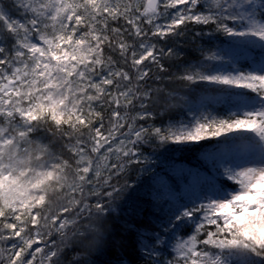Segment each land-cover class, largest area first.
Instances as JSON below:
<instances>
[{"label": "snow or ice", "instance_id": "1", "mask_svg": "<svg viewBox=\"0 0 264 264\" xmlns=\"http://www.w3.org/2000/svg\"><path fill=\"white\" fill-rule=\"evenodd\" d=\"M0 264H264V0H0Z\"/></svg>", "mask_w": 264, "mask_h": 264}]
</instances>
